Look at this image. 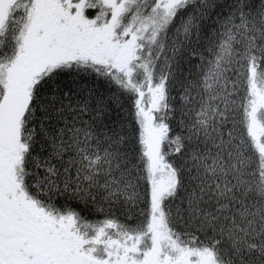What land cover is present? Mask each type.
I'll list each match as a JSON object with an SVG mask.
<instances>
[{
	"label": "snow or ice",
	"instance_id": "snow-or-ice-1",
	"mask_svg": "<svg viewBox=\"0 0 264 264\" xmlns=\"http://www.w3.org/2000/svg\"><path fill=\"white\" fill-rule=\"evenodd\" d=\"M0 264H264V0H0Z\"/></svg>",
	"mask_w": 264,
	"mask_h": 264
}]
</instances>
